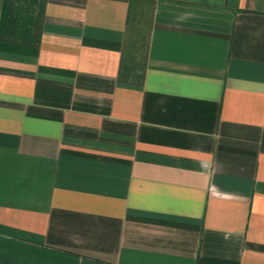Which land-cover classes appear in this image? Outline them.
<instances>
[{
    "label": "crops",
    "instance_id": "1",
    "mask_svg": "<svg viewBox=\"0 0 264 264\" xmlns=\"http://www.w3.org/2000/svg\"><path fill=\"white\" fill-rule=\"evenodd\" d=\"M0 264H264V0H0Z\"/></svg>",
    "mask_w": 264,
    "mask_h": 264
}]
</instances>
